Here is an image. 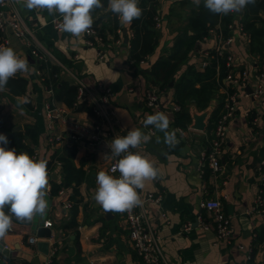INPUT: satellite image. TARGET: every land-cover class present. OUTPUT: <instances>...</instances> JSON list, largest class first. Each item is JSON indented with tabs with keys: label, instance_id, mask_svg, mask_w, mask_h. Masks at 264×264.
Segmentation results:
<instances>
[{
	"label": "crops",
	"instance_id": "obj_1",
	"mask_svg": "<svg viewBox=\"0 0 264 264\" xmlns=\"http://www.w3.org/2000/svg\"><path fill=\"white\" fill-rule=\"evenodd\" d=\"M154 1L157 44L139 63H133L129 51L130 24L121 23L110 11L108 0H101L103 7L92 13L96 33H84L79 38L52 26L58 13L29 10L24 0H5L6 10L21 17L23 34L0 29V45L13 48L26 59L30 71L17 73L7 83L24 80L22 91L8 85L0 91V133L8 138L9 132L20 131L33 149L31 156L47 160L49 187L45 216L37 215L31 221L13 217L12 228L0 238V244L7 248V253L0 248V264H145L132 247L123 212L106 211L94 199L97 173L108 172L112 139L137 128L151 139L131 150L148 156L157 168V176L140 190L161 195L156 204L144 201L145 222L158 234L161 264H224L230 259L236 264H264V215L252 210L259 194L264 202L260 188L264 178V92L258 97L252 93L255 83L264 86V4L255 12L245 8L229 13L226 37L222 33L224 15H218L215 26L195 41L173 81L162 89L152 80L150 69L158 57L168 55L185 30L192 33L189 18L199 14L204 0H200L199 6L192 0ZM243 17L249 24L248 31L243 27ZM259 29L261 33L257 32ZM218 36L225 41L221 51L229 54L233 68L247 69L250 83L245 86L252 91L244 86L238 97L235 114L227 121L221 168L213 172L205 159L212 139L206 126L212 109L221 99L224 101L223 86L213 92L204 107H198L193 99L187 103L190 121L181 131L174 124L170 102L174 80L185 73L188 65L203 70L205 66L201 67L200 62L215 50ZM86 38L92 42H86ZM52 67L55 71H51ZM79 80L85 84L88 100L100 97L99 81L111 88L110 100L103 105L107 115H96L85 107H75L74 102L68 105L57 98L60 86H75ZM153 85L163 92L162 112L170 120L168 131L175 135L173 147L164 143V132L154 128L150 133L142 124L146 109L144 92ZM47 102L53 112L59 108L60 115L49 117ZM88 105L92 109V104ZM204 111V129L193 128V115ZM80 125L90 129L96 126L102 141L92 143L81 135L72 138L71 126ZM31 129L35 134L29 132ZM48 133H60L62 138L51 143ZM73 148L70 160L74 170L81 174L72 176L68 184H62L53 194V183L59 184L64 178L62 158ZM202 198L219 199L223 211L231 217L229 242L217 240L212 225L206 230L197 225L198 217L209 219L199 204ZM65 202L70 205L65 207ZM45 220L50 222L48 228L43 225ZM186 222L190 228L183 230ZM237 244H243V249Z\"/></svg>",
	"mask_w": 264,
	"mask_h": 264
},
{
	"label": "clouds",
	"instance_id": "obj_2",
	"mask_svg": "<svg viewBox=\"0 0 264 264\" xmlns=\"http://www.w3.org/2000/svg\"><path fill=\"white\" fill-rule=\"evenodd\" d=\"M192 2L197 6L200 4V0ZM255 3L256 0H204V7L213 14L228 15L242 12ZM24 5L29 10L47 9L50 14L59 13L63 17L61 29L76 38L92 28L93 11L103 7L101 0H24ZM108 7L123 24H131L143 14L139 0H108ZM28 71L26 59L13 48L0 45V91L17 73ZM169 124V117L163 112L150 114L144 120L145 128L153 126L164 132V143L173 147L176 139L174 133L168 131ZM150 139L139 128L112 139L110 153L120 158L111 171L118 170L119 176L104 170L96 176L98 187L94 199L104 210L125 212L141 204L138 190L157 176V168L148 156L131 149H139ZM8 143L7 136L0 133V238H4L12 228L13 217L31 221L37 215L45 216L48 210L47 160H37L27 152L17 153L15 148L6 147Z\"/></svg>",
	"mask_w": 264,
	"mask_h": 264
},
{
	"label": "built area",
	"instance_id": "obj_3",
	"mask_svg": "<svg viewBox=\"0 0 264 264\" xmlns=\"http://www.w3.org/2000/svg\"><path fill=\"white\" fill-rule=\"evenodd\" d=\"M63 17L58 13L52 20V26L57 30H61V23ZM157 24V17L155 16ZM7 28L11 29L15 35H22L23 28L21 26V17L15 11H7L5 0H0V29L6 30ZM241 29V28H240ZM242 30V29H241ZM95 28H92L85 33V35H93L95 34ZM219 37V43L216 45L215 50L222 52L223 41L221 36ZM230 40V37L226 39V42ZM86 42L91 43L92 40L86 38ZM101 57V54L99 55ZM215 57L214 54L208 52L207 57L202 59L200 64L201 67H204L208 64L209 60ZM226 63L229 67L228 72L223 76V90H224V104L222 111L219 117L216 119L212 132V139L210 142V147L205 152V159L208 163V166L213 170V172L219 170L221 168L220 158L223 152V141L225 138V133L227 129V121L232 118L235 114V104L240 96V93L244 89V86L249 81V73L247 69H234L231 64V57L229 54L225 55ZM263 73V72H262ZM261 73V74H262ZM76 95L74 104L78 105L81 101L85 100L86 102L92 104V111L96 115L102 116L105 114V110L103 109V105H107L109 102V98L112 94L111 88L102 82H98V87L101 91L100 97L98 99L94 98L88 100L86 94V87L82 81H77L76 83ZM227 87H230L227 88ZM253 96L258 97L264 92V86L262 83L257 82L252 87ZM163 92L156 85L150 86L144 92V105H145V114L142 117V124L144 125L145 118L156 112H162L165 107V103L162 101ZM171 103V109L173 111L177 110L179 106L174 102ZM47 115L49 117H54V115H60L59 108H55L53 112V108L50 107V104H46ZM110 113H113L111 110ZM1 123V118H0ZM71 126V137H80L84 136L89 139L88 141L92 143L101 142L102 137L100 132L97 130L95 126L93 129H90L87 126ZM76 128V129H75ZM78 129V131H77ZM150 133L154 132L153 126L147 127ZM178 131H181L182 128L177 127ZM62 135L60 133H48L47 140L49 142L60 141ZM133 151V150H131ZM111 152V151H110ZM109 152V161L107 164V171L114 176H119L118 170L116 172H112L111 170L116 166V163L120 157H113ZM134 152V151H133ZM35 154H33L34 156ZM261 193V192H260ZM138 194L141 199V204L135 206L130 211L123 212V218L128 229V236L131 241L132 247L135 250L136 254L142 259L145 264H161L162 255L161 249L158 241V234L154 227L148 225L145 222V211H144V201L149 200V202H153L156 204L161 199L160 194H153L152 192L142 193L141 190H138ZM200 206L207 212L209 219H204L203 217H198L197 225L201 229H208L211 225L215 230L216 239H223L226 242H229L232 236V227H231V217L227 215L222 208L221 202L217 198H202L199 202ZM70 204L65 202L64 206L68 207ZM257 213H261L264 215V202L262 196L259 194L257 198V203L252 209ZM250 210V211H252ZM160 215L166 218V214L160 211ZM44 226H50L49 220H45L43 222ZM190 228V223L186 222L183 224L182 229L187 230ZM33 238L30 237V240ZM237 247L243 249V244H237ZM224 264H236V261L230 259L227 260Z\"/></svg>",
	"mask_w": 264,
	"mask_h": 264
},
{
	"label": "trees",
	"instance_id": "obj_4",
	"mask_svg": "<svg viewBox=\"0 0 264 264\" xmlns=\"http://www.w3.org/2000/svg\"><path fill=\"white\" fill-rule=\"evenodd\" d=\"M263 4L264 2L262 0H256L255 5L250 4L246 8L249 11L255 12ZM139 7L143 9L142 16L139 19L133 20L130 24L132 35L129 39V51L130 58L134 60L133 63H139V61L144 58L146 54L151 53L154 50L155 45L157 44V32L153 28L154 16L156 15L155 1L139 0ZM200 8L199 14L189 18L192 33H187V30H185L183 35L176 39L168 55L158 57L150 69L152 80L162 89L167 88L170 82L173 81L180 63L187 58L195 41L206 35L209 28L215 26L218 14H213L205 8L204 1L202 2ZM223 19L224 29L222 33L224 35L223 37H226V29L230 21L229 14L224 15ZM242 23L244 29L248 31L249 24L247 20H244V17L242 19ZM257 32L261 33L260 29ZM209 52L214 54L215 57L209 60L210 63L208 62L209 64H207L203 70H196L193 65H188L185 73L175 79L172 85V101L179 106V108L174 111V124L179 128L185 127L190 121V115L186 106L191 99L194 100L198 107H204L213 92L223 86L222 78L229 69L223 58L226 55V52H219L218 50H211ZM214 58L216 60H213ZM217 64L218 69H216ZM39 67L43 69L44 65L40 64ZM51 71H55V68L53 69L52 67ZM45 82L47 83V78ZM197 83L198 85H196ZM7 85L13 90H18L16 88L19 87V90L22 91L24 80L21 79L18 83ZM76 88V85L74 86L70 84H67L65 87L60 86L58 88L60 94L57 95V98L62 99L68 105H73ZM227 88L230 89V87ZM223 104L224 101L221 99L217 106L212 109L206 126L207 132L211 131L213 128L216 119L222 111ZM75 107H85L92 112L91 107L86 104L85 100L81 101V103ZM29 132H33L32 134H35L34 129L29 130ZM8 141L9 143L6 145L7 148H15L17 153H21L23 149H26V152L30 156L32 155L33 149L29 144L25 143L24 136L20 131L9 132ZM73 153L74 148L69 152L68 156L62 158L64 178L59 184L53 183L50 190L51 193H57L62 184H68L71 181L72 176L81 174L79 170H74V166L71 163L70 157ZM260 188L264 191V178Z\"/></svg>",
	"mask_w": 264,
	"mask_h": 264
},
{
	"label": "water",
	"instance_id": "obj_5",
	"mask_svg": "<svg viewBox=\"0 0 264 264\" xmlns=\"http://www.w3.org/2000/svg\"><path fill=\"white\" fill-rule=\"evenodd\" d=\"M127 39V38H126ZM245 89L248 91V92H251L252 89L250 86H245ZM206 116V112H202L200 114H194L193 115V118H194V122H193V125L192 127L195 128V129H204V126H205V122H204V117ZM16 128H20V126H15V129ZM48 228V227H46ZM0 248L1 250L4 252V253H7V248L5 246H3L2 244H0Z\"/></svg>",
	"mask_w": 264,
	"mask_h": 264
}]
</instances>
